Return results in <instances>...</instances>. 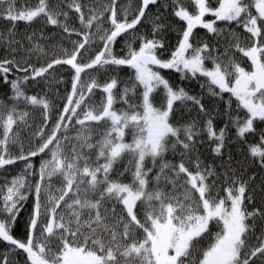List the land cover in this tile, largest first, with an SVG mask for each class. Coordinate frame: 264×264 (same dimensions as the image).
<instances>
[{"label": "snow or ice", "instance_id": "snow-or-ice-1", "mask_svg": "<svg viewBox=\"0 0 264 264\" xmlns=\"http://www.w3.org/2000/svg\"><path fill=\"white\" fill-rule=\"evenodd\" d=\"M189 4L192 11L183 0H136L134 9L121 0H0V20L10 24L0 32V83L10 89L0 100V171L20 168L0 185V264H21V257L22 264H264V197L257 205L255 176L244 179L227 165L218 173L198 155L204 135L223 156L228 125L217 130L203 97L161 72L202 80L221 100L228 94L223 115L264 169V129L248 144L264 122V0ZM149 14L150 28L140 32ZM166 16L183 24L171 50ZM21 22L32 29L22 38ZM49 27L71 47L58 44L62 55L34 63L48 55L41 40ZM57 66L71 73L60 109L47 92L25 89L38 78L59 83ZM123 68L131 70L127 80ZM189 104L202 124L178 119ZM36 108L42 123L29 131ZM169 153L179 161H168Z\"/></svg>", "mask_w": 264, "mask_h": 264}, {"label": "trees", "instance_id": "trees-1", "mask_svg": "<svg viewBox=\"0 0 264 264\" xmlns=\"http://www.w3.org/2000/svg\"><path fill=\"white\" fill-rule=\"evenodd\" d=\"M24 0H17L18 6L23 3ZM36 0H30V3L35 4ZM88 3H93V0H87ZM99 2V0H97ZM103 2H107V0H103ZM167 2V0H165ZM213 4L216 3V0H211ZM122 4L129 5L130 8L134 9L136 5V0H121ZM183 3L188 6L189 11H192L193 8L189 4V0H183ZM151 14H149V21H145L143 27L138 26L139 31L143 33H147L150 28L151 22ZM166 21L173 26V30H169L166 34V46L171 50L174 48L176 40H177V30L179 27H182V22L177 24L176 18L172 16H166ZM206 19H211V17H206ZM72 20L75 21V17H72ZM79 27V24H76ZM10 27L6 21L0 20V32L6 31V29ZM36 30H39L40 25H34ZM19 37H24L26 34H30L32 29L27 27L24 23H20L17 28ZM239 31V29H237ZM45 39L41 40L42 45L45 47L47 51V56H42L39 60H36L33 57L34 63L41 64L44 63L46 60L52 58V54L55 53L56 55H62L59 50L58 44H62L65 48H70L71 45L67 42V40L63 39L59 32L55 28H46L44 29ZM195 35L204 41L211 42V34H207L206 30L197 28L195 30ZM242 42L247 45L248 41L242 36ZM123 45L118 42L117 44V52L120 51ZM5 50L0 47V58H3L5 55ZM169 55L168 52L164 53L165 58ZM242 66L247 67L248 63L246 58L240 60ZM58 68L62 69L56 73L57 79L60 81L59 83L53 82V85L49 87L46 81L40 80L39 78L37 81H29L28 84L25 86V89L29 95L40 93L43 95L45 92L48 93V99H50L53 104L56 106L57 109L63 107L64 99L63 97L67 94V91H70V81H71V73L68 71L67 66H57ZM250 70V69H249ZM162 75L170 80V82L175 86H182L187 91H189L192 95H198L203 97V103L205 104L206 108H208L213 117H214V124L217 130L224 127L226 124L228 125L226 132V148L224 150L223 156H216L212 152V142L207 139L206 136L201 135L199 139L203 140V143L198 144V155L203 165H208L216 169L218 173L223 172L225 170V165L229 166L231 169L235 171L236 175L242 176V178L247 179L249 176H255V180L250 181V188L254 189L253 197L257 205L262 202V197H264V192H262V188H264V169H262L258 163H252L251 160L248 158V147L247 144L240 141L235 133V129L228 124V119L223 115L226 109V100L228 99V94H225L224 100L219 99L218 97H212L208 94L206 88H201L200 84L203 82L202 80H183L180 79V74L175 73L171 70H161ZM20 75V74H17ZM120 78L123 80H127L128 77L131 75V70L127 68L121 69ZM12 77H10L11 79ZM103 79V77H101ZM10 93V89L7 85L0 83V100H4L7 102L6 94ZM101 98V94L99 92L96 93L95 100L99 101ZM234 99V98H233ZM117 107H121V105H117ZM235 107V103H233V108ZM178 119L181 123L189 120H196L198 123L202 124V120L204 117L198 113V109L193 107L192 105H188V107L180 109V114ZM29 124L31 125V129L29 131H34L39 128L42 123V113L39 108L30 109V116L28 118ZM260 122H257L259 125ZM262 129L257 126V135H250L248 137V144L258 143V133ZM47 134V130H46ZM75 134L74 132L72 133ZM23 135V134H22ZM126 139H130V137H126ZM29 146V141L25 140V147ZM229 156H231V160L229 161ZM37 160L39 158H36ZM168 161L176 163L179 161L180 157L177 153L173 155L169 153L166 156ZM127 162V158L123 162L117 165L118 168L121 170L124 168ZM191 168L190 164H186ZM20 172V168L18 166H11L8 172L0 171V185H3L5 182V178L7 177L10 179L12 176L18 174ZM124 181L127 182L129 180L128 174H125L123 177ZM222 179V177H221ZM218 184V192L220 196H223L225 193L223 191V187L220 186V181L217 182ZM27 213H25L26 217ZM258 229L261 228V222L257 221ZM20 223L23 224V218H21ZM215 230V229H213ZM23 232V229H20V233ZM20 233H16L20 235ZM2 246V245H1ZM5 247L2 246L0 248V252L5 251ZM21 264H22V257H21Z\"/></svg>", "mask_w": 264, "mask_h": 264}, {"label": "rangeland", "instance_id": "rangeland-1", "mask_svg": "<svg viewBox=\"0 0 264 264\" xmlns=\"http://www.w3.org/2000/svg\"><path fill=\"white\" fill-rule=\"evenodd\" d=\"M247 65H248V63H246ZM259 128L261 127L262 129H264V122H260L259 123V125H257ZM11 179V178H10ZM5 182V181H4ZM258 223V222H257ZM260 231H261V228L260 229H258V228H256V233H257V235H259V233H260Z\"/></svg>", "mask_w": 264, "mask_h": 264}, {"label": "bare ground", "instance_id": "bare-ground-1", "mask_svg": "<svg viewBox=\"0 0 264 264\" xmlns=\"http://www.w3.org/2000/svg\"><path fill=\"white\" fill-rule=\"evenodd\" d=\"M1 245L4 246L2 243H0V248L2 247Z\"/></svg>", "mask_w": 264, "mask_h": 264}]
</instances>
